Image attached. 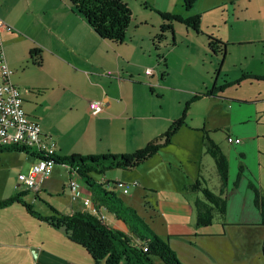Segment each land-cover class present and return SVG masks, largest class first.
<instances>
[{"label":"crops","instance_id":"obj_1","mask_svg":"<svg viewBox=\"0 0 264 264\" xmlns=\"http://www.w3.org/2000/svg\"><path fill=\"white\" fill-rule=\"evenodd\" d=\"M203 4V0H197L190 14L201 17L203 34L193 36L202 39H195L197 43L192 39L186 40L189 61L198 70L194 74L184 68L175 78L180 87L157 88L159 99L169 96L172 101L165 109L169 114L165 116L164 123L153 125L147 123L150 117L134 115L145 109L141 99L146 98L137 94L136 86L155 82L154 72L152 75L145 74V69L149 68L146 62L151 63L149 54L145 57L146 49L139 46L141 53L134 52L131 42L124 47L125 38L122 42L101 39L82 17L72 11L68 0H0V19L7 27L0 32V39L6 62L12 71L9 80L22 92L27 117L40 126L42 135L55 142V153L59 156L105 154L94 151L95 141L100 142L102 138L107 141L118 138L126 151L135 149V152L162 135L172 121L181 116L185 104L193 96L212 90V96L200 97L189 103L185 125L174 134L169 145L149 158H156L162 152L171 150V146L181 143L184 157L187 160L191 158L189 162L196 167V171L183 168L181 172H166V175L171 173L170 176L176 177V184L161 188L165 196L156 199L155 210L149 205L154 211L149 216L151 223L157 217L164 219L167 238L173 235L171 239L188 237L197 228H204L196 224L194 203L198 199L203 200V197L196 193L198 191L186 190V186L193 185L191 179L209 188L203 175L204 156H209L204 150L203 132H207L228 160V180L223 196L226 200L230 196L237 212H231L228 220H224L255 225L260 217L253 205L254 194L249 184L255 185L264 195V40L234 42L228 37L205 32L203 24L207 14L219 7ZM261 13L264 14V8L257 9L256 14ZM206 35H212L225 44L224 57L210 54ZM232 47H236L234 50H238V54L230 58L227 50L229 52ZM33 50L38 52L39 64H34L33 58H30L29 53ZM157 60L161 61L159 58ZM161 64L157 63L154 68L157 70L158 67L157 75L161 79L165 77L167 81L173 69L164 58ZM220 79L222 82H219ZM84 82L89 87L81 86ZM225 84V88L218 89ZM223 90L228 91L224 94ZM91 101L103 104L102 111L96 116L87 112ZM67 115L83 123L80 125L81 132L74 131L76 122H72L71 126L64 123ZM93 123L102 135L98 137L99 141L88 132ZM145 138L147 142L142 147L137 146ZM180 154L177 153V157ZM209 158L217 175L214 189L218 194L220 180L214 161ZM35 162V158L24 153H0V200L21 194L23 201L42 216L53 215L52 209L61 215L88 212L109 227L128 234L125 224L103 206H95L91 189L75 175H70L65 166L55 165L50 176L36 190L21 186L17 180L18 174L26 173ZM143 164L127 171L119 169L120 173L115 175L120 180L112 183L125 181L124 177L129 179L131 176L141 181L136 170ZM240 166L243 171L237 178ZM159 169L161 167L156 163L149 174L154 178ZM187 175L188 179L184 181L183 176ZM94 177L92 175L101 188L109 191L107 186L105 188L108 180L96 181ZM71 180L77 184L73 191L69 187ZM137 180L124 183L129 185L127 193L114 191L115 196L134 211L136 209L130 204L132 199L128 193L129 189L135 188L132 197H138ZM236 180L238 184H234ZM133 182L137 184L133 185ZM146 189L150 193L153 190L152 186ZM227 214L226 202L225 218ZM153 263L156 264L154 259ZM0 264H93V261L80 245L69 239L64 229L53 228L30 215L21 204L13 203L0 208ZM122 264H126L125 261ZM159 264L163 263L160 261Z\"/></svg>","mask_w":264,"mask_h":264},{"label":"rangeland","instance_id":"obj_2","mask_svg":"<svg viewBox=\"0 0 264 264\" xmlns=\"http://www.w3.org/2000/svg\"><path fill=\"white\" fill-rule=\"evenodd\" d=\"M121 1L125 2L129 6L132 13V20L125 34L124 47L126 43L128 44L131 42V50L134 52L139 51V53H141L139 46L147 50L145 57L149 54L151 63L146 62V65L149 69L151 68L153 70V78L155 80L154 84L147 81V86H136L137 94L139 96H146V98L141 99V104H145L146 110L143 109L136 112L134 115L139 117L148 116L150 118L147 123L161 125L164 123L165 116L169 114V112L165 109L167 108V105L171 103L172 98L167 96L166 99H159V94L157 93L159 89L157 88L180 87V84L175 82V78L180 76V73L184 68H188L189 73L196 74L198 68L194 64L192 66L191 61H189L187 53L188 44L186 40L192 39L195 43H197V41L202 38L200 39L199 37H194L195 33L187 30L181 23L172 22L171 26L173 27V34L164 33V39L156 42L157 49L155 50L152 43L155 36L159 33V26L162 24L161 18L157 12L169 13L170 15H178L179 17L185 18L190 16L192 9L190 11H185L182 7V0ZM263 1L264 0H203V6L216 5L219 7L216 11L207 14L204 21L205 23L203 24V29L205 32L214 34L215 36L224 38L228 37L234 42H243L247 39L264 40V14H256L257 9L264 8ZM258 45H260V43H258ZM234 49H236V47L230 48L229 52L227 50V54L230 58L238 54V50ZM157 53L160 54L168 63L169 67L173 69V72L167 78V81L165 77L161 79L160 76L157 75L158 67L157 70L154 68L157 63L162 65V59H160L161 61L157 60ZM159 70H161V67H159ZM137 71H139L138 68ZM224 80L228 82L226 79H223V81ZM219 82H222V79H220ZM226 85L227 84H225V87ZM81 86L89 87L86 82L81 84ZM238 90H235V92ZM227 91L228 90H225L224 94ZM60 112L62 113L63 109H61ZM161 117L163 119H161ZM72 122H76L74 131L81 132L82 129L80 125L83 123L81 121H76L72 115H67L64 119V123L70 124L71 126ZM88 132L95 135V139L97 141H99L98 137H102V135L98 133L97 126L94 123L93 126L89 128ZM146 142L147 139L145 138L139 141L137 146L142 147ZM94 145V151L96 153L106 154L109 152L116 154L120 152L130 154L135 150L132 149V151H126L124 149V145L121 144L118 138H113L109 141L102 138L100 142L95 141ZM262 145V150H264V142H262ZM177 153H181L179 157H177ZM91 154L95 153L92 152ZM13 155L17 157L19 156L18 154ZM197 156L198 160H200L199 154H197ZM190 159L187 160L186 157H184L181 143H178L176 146H171V150L162 152V154L158 155V157L149 159L147 162H143L144 164L142 163L143 165L136 170L137 176L139 177L140 175L141 181L137 180L136 176H131L129 179L124 177L125 181H121L122 183H129L133 180H137L139 183L137 189L138 197H132V192L136 191L134 190L135 188L133 189L131 187L132 189H129L128 193V196L132 199L130 204L134 206L137 214L161 240L167 243L181 264H264V257L261 254L263 228L257 224L253 225V223H243V221H227L231 212H237V210H235V206H233V203L231 202L230 196L229 199L226 200L228 208L226 218L224 215L220 216L219 214H215L214 220L210 226L197 228V230H195V232L188 237L183 236L178 239H171V236L173 235H170V238H167V223L164 219L160 220L159 217L155 218V220L151 223L149 216H152V212L149 208H147V204L152 206L153 209L156 208V199L163 198L165 196V194H163L164 192L161 191V188L174 186L176 184V177L170 176L169 174L171 173L166 175V172L174 170L181 172L183 168L196 171V167L194 168V165L189 162ZM156 163H159L161 169H159V172L153 178V176L149 174V171L154 169ZM203 169V175L209 185V191L213 194H217V190L214 189V186L217 184L218 179L215 171L213 170V163L209 156H204ZM115 173H120L119 169H111L106 171L104 175L94 174L93 176H95L94 179L96 181L104 179V182H106V180H108L109 183L105 185V188L107 186L109 191L123 192L121 188L115 187L114 183H112V181L120 180ZM183 178L184 181H187L188 175L183 176ZM190 183L194 185L195 182L191 179ZM147 186H152L153 190L151 193L148 192L149 189H146ZM196 193H199L202 197V193ZM191 200L194 202L193 199ZM106 215L110 218L109 214ZM231 217H233V214ZM221 224H223V227ZM154 261L156 264L160 263V260L157 258H155ZM93 264H95L94 261ZM120 264H122V262H120Z\"/></svg>","mask_w":264,"mask_h":264},{"label":"trees","instance_id":"obj_3","mask_svg":"<svg viewBox=\"0 0 264 264\" xmlns=\"http://www.w3.org/2000/svg\"><path fill=\"white\" fill-rule=\"evenodd\" d=\"M72 11L82 17L90 28L103 40L112 42H122L132 20V13L128 5L121 0H68ZM197 0H182V7L185 11H190ZM162 24L159 26V33L153 40V46L157 49V41L164 39V33L173 34L172 22H178L195 34H203L200 28V15H193L186 18L169 13L157 12ZM208 49L211 55H221L224 57L225 44L212 35H206ZM30 58L34 64H39L38 52L30 51ZM37 54V55H36ZM157 58L163 57L157 55ZM38 61V62H37ZM225 85L219 87V90ZM212 90L203 94L193 96L190 102L185 104L183 112L179 118L172 121L168 129L143 148L131 154H102V155H69V156H45L43 152H38L26 147L9 146L0 148L1 152H20L37 160H51L53 167L61 165L68 168L70 175H75L78 180H82L91 191L92 201L96 207L103 206L112 213L118 221L126 225L128 234L113 229L105 224L99 217L88 212H75L69 215H61L52 209L53 215L42 216L36 212L31 205L23 201L22 195L0 200V208L13 203L21 204L25 210L35 218L43 220L53 228L64 229L68 233L69 239L80 245L91 257L95 264H154L153 259H159L163 264H181L176 258L171 248L161 240L140 218L136 211L126 207L114 192L101 188V184L96 183L92 175H104L111 169L131 170L152 157L159 149L170 144L172 137L185 125L186 114L189 103L196 101L200 97L212 96ZM205 153L213 161L220 180L218 194H213L207 187H203L200 181L194 185L186 186V190H195L202 193L203 200L195 201L196 224L198 227L210 226L214 220V215L223 216L226 209V198L223 196L228 180V160L215 144L207 132H203L202 138ZM243 167L238 169L240 177ZM238 180L234 184L237 183ZM249 188L254 194L253 205L259 212V221L256 223L263 228V238L261 244V254L264 257V195L259 189L249 184ZM154 213L152 207L147 205Z\"/></svg>","mask_w":264,"mask_h":264},{"label":"built area","instance_id":"obj_4","mask_svg":"<svg viewBox=\"0 0 264 264\" xmlns=\"http://www.w3.org/2000/svg\"><path fill=\"white\" fill-rule=\"evenodd\" d=\"M7 29L0 19V32ZM152 69H146V75H152ZM10 70L2 48L0 39V148L9 146L26 147L38 152H43L45 156H54L55 142L42 135L40 126L31 121L24 109L22 92L18 87L10 82ZM103 104L99 101H91L88 104V114L96 116L102 111ZM53 162L47 160H37L32 164L26 173L18 174L19 184L27 189L36 190L49 176L53 168ZM133 182V185H136ZM76 182L71 180L69 187L73 191ZM115 187L121 188L123 193H127L128 184L115 182ZM89 202V199H86Z\"/></svg>","mask_w":264,"mask_h":264}]
</instances>
